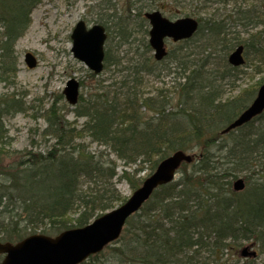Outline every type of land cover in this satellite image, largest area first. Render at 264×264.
Masks as SVG:
<instances>
[{
  "label": "trees",
  "instance_id": "1",
  "mask_svg": "<svg viewBox=\"0 0 264 264\" xmlns=\"http://www.w3.org/2000/svg\"><path fill=\"white\" fill-rule=\"evenodd\" d=\"M41 1L0 0L1 82L10 84L16 74L14 45ZM181 3L186 0H171L172 5ZM217 3L249 4L234 8V21L261 30L241 40L237 34L230 36L225 20L197 18L194 35L172 43V50L157 62L148 55L149 27L143 13L163 9L166 2L128 0L118 17L109 16L115 18L110 25L99 23L107 33L103 71L110 72L111 80L96 82L87 99L79 96L72 113L83 120L80 126L56 115L54 104L48 108L42 138L54 142L43 152L7 149L11 138L5 120L22 112L24 104L15 96L0 97V242L83 228L125 201L115 178L134 191L146 167L150 174L170 154L193 149L198 154L181 166L179 180L160 186L106 252L81 264H206L228 241L264 236V183H250L257 167L264 171V112L221 133L254 98L255 89L224 98L225 88L233 90L244 74L229 65L227 57L243 46L241 67L258 73L264 65V0ZM174 16L172 12L169 18ZM131 41L140 44L141 57L122 66L123 57L109 55L111 43L119 55ZM158 66L173 75L172 92L159 90L154 97L142 98L140 88L146 77L157 76ZM146 111L151 115L144 117ZM87 139L101 149L90 150ZM116 161L123 164L119 175ZM238 176L246 188L236 193L232 182Z\"/></svg>",
  "mask_w": 264,
  "mask_h": 264
},
{
  "label": "rangeland",
  "instance_id": "2",
  "mask_svg": "<svg viewBox=\"0 0 264 264\" xmlns=\"http://www.w3.org/2000/svg\"><path fill=\"white\" fill-rule=\"evenodd\" d=\"M127 1L128 0H42L31 11L29 27L25 33L17 39L14 45L16 74L10 80V84L0 81V97L3 95L15 96L24 104V110L22 112L16 113L5 120L4 124L8 136L11 138V147L7 149L17 152L26 149L32 150L33 152L45 151L54 142V140L49 137L45 139L42 138V132L47 126V115L45 114L48 108L53 104L56 108V115L63 114L65 119L72 125L80 126L83 120L75 119L72 113L75 106L69 105L65 101L62 93L66 82L70 79L77 81L80 85L79 96H83L84 99H87L89 95L94 93L92 88L95 86L96 82L104 80L110 82L111 79L110 72L107 70L95 75L91 73L83 63L73 57L71 53V32L78 21H83L87 27H91L97 23L110 25L111 23L109 21L112 22L115 18H110L109 16L114 15L118 17ZM156 1L166 2L163 9L157 8V10L168 18L171 16V13L174 12L175 16L171 17L172 20L182 17L208 18L210 16L223 19L226 21L227 28L229 26L231 29L229 33L230 36L234 37L237 34L241 40H246L249 38L250 34L261 30V27L253 28L251 24H249L250 26H243L234 21V8H247L249 4L228 3L227 5H223L217 3V0H197L195 2L186 0V3L172 5L171 0ZM159 6L161 7L163 4L159 3ZM1 32L2 28L0 27V35ZM139 45L137 41H131L129 46L121 48V52H119L118 55L114 50V45L111 43L113 50L112 47H110L109 55H117L120 58L123 57L122 66H125L126 62L129 60H136L141 57V51L138 48ZM166 48L168 51L172 50V43L167 42ZM136 51H138V53H136ZM250 51L252 53V49ZM26 53H31L37 59L35 68L28 69L26 67L24 63V55ZM148 55L151 60L154 61L152 56L153 52L151 51ZM251 59L252 56L249 55V60ZM163 66L166 65L163 64ZM161 68V66L156 67V77L145 78V84L140 88V92H143V95H141L142 98L154 97L159 90L172 92L171 87L174 83V77L173 75H167L166 71H161ZM240 68L244 71V74L238 77L233 90L228 89L229 87L225 88L228 92L224 95V98L233 97L244 90L254 89L258 82H264L263 64L259 66L258 70L260 71L258 73L245 66ZM169 97L174 99L173 94L169 95ZM150 115L151 112L146 111L144 117ZM84 142L92 151L101 149L95 143H89V139ZM194 154L197 155L198 150L194 152ZM112 158L115 159L114 156H112ZM8 160L9 159L4 160V163ZM116 164L119 175L123 169V164L120 161H116ZM148 171L146 167L145 171L139 175L140 178L143 179L148 175ZM179 177L180 175L176 174L175 180ZM238 177L243 180V183L245 182V185L246 181L244 178L242 176ZM258 179L264 180V171L259 170V167L255 169L250 183L258 182ZM114 184L125 200L131 196L132 191L127 183L115 178ZM240 250V246L230 245L228 253L226 254L235 257ZM103 252H106V249ZM233 257H228L224 264H248L244 259L237 260ZM222 261H215L207 258L206 264H222ZM252 264H264V253L260 252V255Z\"/></svg>",
  "mask_w": 264,
  "mask_h": 264
},
{
  "label": "water",
  "instance_id": "3",
  "mask_svg": "<svg viewBox=\"0 0 264 264\" xmlns=\"http://www.w3.org/2000/svg\"><path fill=\"white\" fill-rule=\"evenodd\" d=\"M144 17L150 26L148 42L156 61L162 60L166 55V39L172 42L186 40L197 29L196 22L188 17L170 21L159 11L146 12ZM70 38L73 57L94 74H99L104 59V27L95 24L87 28L83 21H79ZM242 52L243 48L237 47L229 54L228 63L233 67L242 65ZM24 63L28 69H33L37 60L31 53H26ZM62 93L67 103L74 106L78 101L79 83L74 79L68 80ZM263 111L264 85L259 89L256 99L222 133H228L248 123ZM192 160L193 157L184 152L172 153L157 164L155 170L123 204L107 211L83 228L65 230L55 237L34 234L14 244L0 242V255L3 256L0 264H81L118 240L126 221L151 197L153 190L172 182L181 165ZM243 187L241 179L233 185L235 192L241 191Z\"/></svg>",
  "mask_w": 264,
  "mask_h": 264
},
{
  "label": "bare ground",
  "instance_id": "4",
  "mask_svg": "<svg viewBox=\"0 0 264 264\" xmlns=\"http://www.w3.org/2000/svg\"><path fill=\"white\" fill-rule=\"evenodd\" d=\"M182 18H184V17H182ZM189 18H191V19H193L195 22H196V24H197V29H198V26H199V20L197 19V18H193V17H189ZM176 19H174V20H172V21H175ZM196 29V30H197ZM194 35V34H193ZM192 35V36H193ZM191 36V37H192ZM190 37V38H191ZM190 38H188V39H190ZM188 39H186V40H188ZM147 42H148V39H147ZM173 44H175V43H173ZM172 44V45H173ZM148 45H149V42H148ZM149 47H150V45H149ZM103 49H105V47L103 48ZM150 49H151V51L153 52V59H155L154 58V51L152 50V48L150 47ZM165 51H166V55H165V57L167 56V54L171 51H168V49L165 47ZM77 60V59H76ZM103 62H104V59H103ZM82 63V62H81ZM227 63H228V58H227ZM230 65V64H229ZM87 68V67H86ZM88 69V68H87ZM89 70V69H88ZM90 71V70H89ZM102 71H103V65H102V70L100 71V73H102ZM91 72V71H90ZM99 73V74H100ZM257 86L256 87H254V89H255V94H254V98H253V100L254 99H256V97H257V93H258V91H259V89L261 88V86H263L264 85V83H261V82H258V84H256ZM248 108V107H247ZM246 108V109H247ZM197 151V149H193V150H191V152H189V153H187V155H190V156H192V157H194V152H196ZM193 152V153H192ZM149 175L150 174H148V175H146L143 179H142V182L144 181V180H146L148 177H149ZM175 178V177H174ZM177 180H179V179H177ZM177 180H173L172 182H175V181H177ZM141 182V183H142ZM261 183H264V180L262 179L261 181H260ZM171 183V182H170ZM169 184V183H168ZM141 185V184H140ZM167 185V184H166ZM162 186H164V185H162ZM160 187V186H159ZM159 187H157V188H155L154 190H153V192H152V194H151V196L153 195V193L159 188ZM151 198V197H150ZM149 198V199H150ZM148 199V200H149ZM147 200V201H148ZM146 201V202H147ZM145 202V203H146ZM144 203V204H145ZM143 206V205H142ZM142 208V207H141ZM141 208H139L134 214H136V213H138L140 210H141ZM133 214V215H134ZM132 215V216H133ZM243 244H246V245H243ZM230 245H238V246H240L241 247V250L240 251H238L237 252V254L235 255V257H233V256H228V254H226V253H228V249H229V247H230ZM260 252H262V253H264V236L263 235H261L260 236V239L259 240H256L255 238H252V237H250V238H248V239H242L241 241H238V242H234V241H228V246L224 249V251L223 252H219V253H217L216 255H214V258H213V260H219V261H222V264H224V262L227 260V258L228 257H233V258H235V259H237V260H240V259H244V260H246L247 262H248V264H252L253 263V261L254 260H256L257 259V257L260 255ZM238 257V258H237Z\"/></svg>",
  "mask_w": 264,
  "mask_h": 264
}]
</instances>
